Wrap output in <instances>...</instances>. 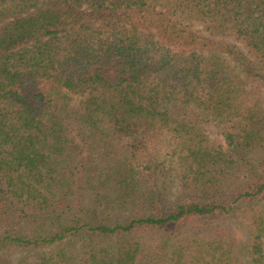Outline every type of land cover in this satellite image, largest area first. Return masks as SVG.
Masks as SVG:
<instances>
[{
    "label": "trees",
    "instance_id": "trees-1",
    "mask_svg": "<svg viewBox=\"0 0 264 264\" xmlns=\"http://www.w3.org/2000/svg\"><path fill=\"white\" fill-rule=\"evenodd\" d=\"M0 264H264V0H0Z\"/></svg>",
    "mask_w": 264,
    "mask_h": 264
},
{
    "label": "rangeland",
    "instance_id": "rangeland-1",
    "mask_svg": "<svg viewBox=\"0 0 264 264\" xmlns=\"http://www.w3.org/2000/svg\"><path fill=\"white\" fill-rule=\"evenodd\" d=\"M206 133L210 137H215L216 136V130H215V128L213 126L207 128Z\"/></svg>",
    "mask_w": 264,
    "mask_h": 264
}]
</instances>
